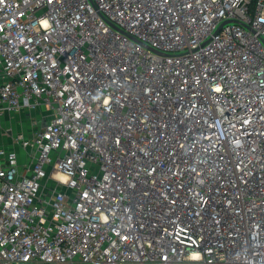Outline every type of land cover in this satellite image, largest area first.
<instances>
[{"label":"built area","instance_id":"2783aa9c","mask_svg":"<svg viewBox=\"0 0 264 264\" xmlns=\"http://www.w3.org/2000/svg\"><path fill=\"white\" fill-rule=\"evenodd\" d=\"M26 110L0 264H264V0H0Z\"/></svg>","mask_w":264,"mask_h":264},{"label":"rangeland","instance_id":"374dc122","mask_svg":"<svg viewBox=\"0 0 264 264\" xmlns=\"http://www.w3.org/2000/svg\"><path fill=\"white\" fill-rule=\"evenodd\" d=\"M37 110L23 111L22 114L0 115V145H7L10 142V133L23 132L28 134L31 132L33 125H39L41 117L37 115Z\"/></svg>","mask_w":264,"mask_h":264},{"label":"snow or ice","instance_id":"6c2138e0","mask_svg":"<svg viewBox=\"0 0 264 264\" xmlns=\"http://www.w3.org/2000/svg\"><path fill=\"white\" fill-rule=\"evenodd\" d=\"M217 91H219V89H217Z\"/></svg>","mask_w":264,"mask_h":264}]
</instances>
